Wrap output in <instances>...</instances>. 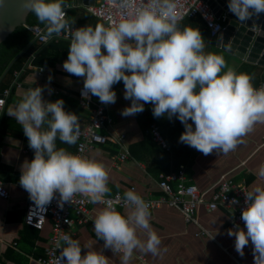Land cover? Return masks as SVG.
<instances>
[{
    "label": "clouds",
    "instance_id": "9594fccd",
    "mask_svg": "<svg viewBox=\"0 0 264 264\" xmlns=\"http://www.w3.org/2000/svg\"><path fill=\"white\" fill-rule=\"evenodd\" d=\"M116 3L127 9L119 20L109 17L107 24L73 28L65 19V0H28L49 37L70 31L62 68L83 77L82 98L91 94L103 104L114 103L112 85L122 81L123 96L131 101L121 110L122 116L141 112L151 102L154 117H175L181 122L184 130L179 142L205 155L213 150L227 154L256 123H264V85L254 88L250 74L236 72L220 54L205 53L199 28L178 26L177 0H144L139 6L133 0ZM227 8L243 22L264 12V0H227ZM42 91L39 85L28 88L7 110L33 150V158L20 165L19 185L37 206L48 204L56 194L62 206L71 202L74 193L86 196L90 203H103L110 191L103 163L56 145L57 139L76 143L77 114L64 109L62 98L43 100ZM256 175L264 178V163ZM243 193L244 228H230L227 234L234 236V249L241 256L251 242L253 264H264V186L255 185ZM123 203L126 214L111 203L96 213L92 219L95 237L103 240L104 248L120 253V264H130L134 250L158 255L161 239L150 226L149 204L132 189L123 192ZM138 230L146 233V239L139 238ZM56 246L61 249L59 257L66 258L58 257L61 264H109L102 251L88 246L81 255L80 242L67 234Z\"/></svg>",
    "mask_w": 264,
    "mask_h": 264
},
{
    "label": "crops",
    "instance_id": "0c3cea01",
    "mask_svg": "<svg viewBox=\"0 0 264 264\" xmlns=\"http://www.w3.org/2000/svg\"><path fill=\"white\" fill-rule=\"evenodd\" d=\"M69 9L73 11L67 14L66 19L73 27L85 25L94 27L99 22L94 20L91 24L87 21V13L73 2ZM211 38L213 47L210 46L208 52L222 55L226 65L232 66L236 71L242 63H246L218 48L217 37ZM26 50L31 52L27 57L30 60L34 57L35 51L31 48ZM28 68L30 71L19 86L13 83L8 87L11 88V93L6 99L4 110L6 113L28 88L39 85L43 89V100L55 101L62 98L64 109L77 114L80 127L89 123V113L78 106L77 101L78 90L83 87V77L67 73L62 68V62L42 68L32 66ZM261 71L264 75L262 68ZM52 87L56 88L58 93H49ZM123 92V83L119 81L116 85V100L108 105V114L113 123L102 132L115 138L124 136V139L121 144L110 142L96 146L88 158L97 160L105 166L108 171L107 186L110 194L119 192L123 195L125 190L135 187L136 192L142 197L157 199L161 196L159 177L149 173L146 164L135 160L130 154V148L142 142L147 133L142 127L140 117L146 119L145 123L152 121V125H157L165 141L175 124V117L172 119L164 116L154 117L151 102L145 103L141 112L122 116L121 110L131 102L130 99L124 98ZM8 117L11 122L7 123L6 134L0 139V178L10 194L6 200L0 199V264H39L38 261L44 256L49 243L51 222L48 221L43 230H36L24 223L27 196L18 184V176L20 165L25 159L33 158V151L28 153L24 151L28 143L23 129L13 117L9 115ZM56 145L73 154L76 151V143L68 145L57 139ZM189 149V154L187 151L186 153L181 151L182 155L177 158L171 169L177 170L179 166L184 165L188 183L196 185L205 194L206 199L212 197L222 179L244 183L249 190L255 185L264 186V178L256 175L258 166L264 163V123H256L252 131L242 137V143L227 154L213 150L205 155L195 148ZM123 151H127L130 158L116 167V157ZM101 208L104 206L98 203L90 206L93 219ZM117 211L126 214V208ZM149 212V223L161 239L162 251L153 256L134 250L130 264H138V255L145 256L147 264H253L251 242L244 246L241 256L234 249V236L227 234L232 220L229 211L219 209L210 212L204 206H200L196 223L186 222L180 210L168 205H162ZM240 228L243 229L244 226ZM92 229L91 223L76 224L70 232L71 237L81 244V255L88 251L84 246H88L89 249L102 251L109 258V264H120V253H113L110 248H104L103 240L96 238ZM137 234L140 239H146L143 230H138Z\"/></svg>",
    "mask_w": 264,
    "mask_h": 264
},
{
    "label": "built area",
    "instance_id": "2783aa9c",
    "mask_svg": "<svg viewBox=\"0 0 264 264\" xmlns=\"http://www.w3.org/2000/svg\"><path fill=\"white\" fill-rule=\"evenodd\" d=\"M144 0H133L135 6H139ZM210 0H177V11L180 15L178 23H182L189 18L200 16L206 23L210 30L211 37H217L225 30L227 24V15L230 11H226L221 16H217L210 5ZM84 12L92 16L100 23L107 24L108 18L111 17L113 21H117L121 16L126 15L127 9L118 7L116 0H96L93 6H81ZM65 11V19L67 11ZM70 27H73L69 24ZM76 28V27H73ZM33 39L39 45L44 46L52 42H68L70 43V31H61L59 34L48 36L46 26L35 25L30 27ZM103 50V48H102ZM22 71L14 73V85L19 86L18 79ZM116 85L112 88L116 93ZM264 85L261 82L256 88ZM81 89L78 90L77 101L79 106L89 113V123L80 127L79 136L76 141V151L74 154L88 158L89 153L98 145H104L110 142L120 143L124 136L115 138L111 135L105 134L102 131L106 130L108 126L112 125L113 119L108 114V105L101 103L94 95L89 94L85 99L81 96ZM11 93V88L5 89L0 93V128L2 116L5 110L6 99ZM51 93H58L56 88H51ZM149 133L152 135L155 142L162 148L169 150L168 145L161 135L160 129L157 125H151ZM26 153L33 151L27 145L24 150ZM130 158L127 151H123L116 157L115 166L125 162ZM20 176V175H19ZM18 176V180H19ZM19 184V182H18ZM159 189L161 196L157 199H150L142 197L149 204V211H154L162 205H168L172 208L180 210L184 219L188 223H196L197 211L200 206H204L208 211H216L223 209L231 213V228L244 226L241 220V209L245 205V196L243 192L249 189L244 183H237L231 179H222L218 184L215 192L210 199L205 198L198 187L194 184L188 183L185 166L181 165L177 170H172L168 173L159 176ZM136 191L135 187L131 188ZM24 190V189H23ZM27 196V204L25 207L24 223L36 230H43L45 224L51 222V236L49 243L45 248L44 256L39 259V264H61L58 259L61 249L56 246L57 240L64 234L71 236V230L76 224L83 225L93 221L90 211V203L86 196L80 193H74L71 202H63L62 206L58 205V194L46 205L37 206L29 199L28 193L24 190ZM10 196L6 185L0 178V199L6 200ZM111 206L116 210L127 208L123 203V195L119 192L110 194L105 193V199L101 204L104 207ZM42 207V208H41ZM63 246V241H61ZM62 261L66 258L59 257ZM138 264H147L145 256L138 255Z\"/></svg>",
    "mask_w": 264,
    "mask_h": 264
},
{
    "label": "trees",
    "instance_id": "16d2710c",
    "mask_svg": "<svg viewBox=\"0 0 264 264\" xmlns=\"http://www.w3.org/2000/svg\"><path fill=\"white\" fill-rule=\"evenodd\" d=\"M72 4V0H65V8L67 14L73 9H69ZM87 21L91 24L94 23L95 18L87 14ZM28 26L18 27L1 45H0V93L10 87L14 81V73L16 71H22L18 82L29 73L28 66L32 67H46L52 66L56 62H63L67 58L68 42H52L47 45L41 46L33 39V35L30 31V27L35 25L43 26V22L37 20L36 16L31 12L27 19ZM184 26H190L199 28L202 36L204 37V49L205 53H208L210 46L213 47V41L211 38L210 30L208 29L204 20L197 16L195 18H189L182 22ZM31 48L35 51V55L30 60L27 57H23L20 54ZM236 72L248 73L251 75V83L256 88L261 82H264V75L261 68L258 66L242 63L236 70ZM96 98V97H95ZM78 105V104H77ZM79 106V105H78ZM145 118L140 122L146 133L144 140L130 148V154L132 157L146 164L148 172L152 173L156 177L161 174L172 171L171 167L176 163L181 151H187L190 153L189 146L179 142L178 137L184 130L183 125L179 120L175 118V124L170 129L166 143L168 149L162 148L157 142L154 141L152 135L148 132L152 121L145 123ZM11 122L7 113L4 111L0 128V139L6 134L7 123ZM191 122V121H190Z\"/></svg>",
    "mask_w": 264,
    "mask_h": 264
},
{
    "label": "water",
    "instance_id": "95a60500",
    "mask_svg": "<svg viewBox=\"0 0 264 264\" xmlns=\"http://www.w3.org/2000/svg\"><path fill=\"white\" fill-rule=\"evenodd\" d=\"M75 6H93L96 0H72ZM219 17L226 11L227 0H210ZM31 11L28 0H0V45L20 26H28ZM225 30L217 36V47L246 63L264 70V12L241 22L233 13L227 15ZM182 27V23H178ZM24 50L20 55L28 57Z\"/></svg>",
    "mask_w": 264,
    "mask_h": 264
}]
</instances>
